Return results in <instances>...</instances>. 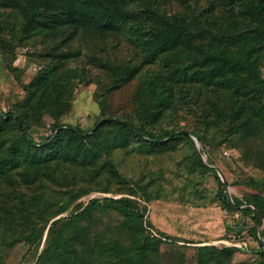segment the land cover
I'll list each match as a JSON object with an SVG mask.
<instances>
[{"label": "trees", "instance_id": "16d2710c", "mask_svg": "<svg viewBox=\"0 0 264 264\" xmlns=\"http://www.w3.org/2000/svg\"><path fill=\"white\" fill-rule=\"evenodd\" d=\"M173 1L0 0L7 66L19 75L21 45L45 59L18 109L0 105V264H264V186L251 179L256 192L230 198L216 176L217 196L250 216L259 244V259L234 262L236 246L190 247L154 233L140 199L165 185L152 169H122L134 153L159 157L185 140L194 149L185 171L216 172L209 131L222 122L224 139L234 135L264 169V0ZM91 83L100 118L90 128L63 122L78 87ZM46 115L51 133L36 140L31 129ZM99 191L112 194L79 200Z\"/></svg>", "mask_w": 264, "mask_h": 264}, {"label": "rangeland", "instance_id": "374dc122", "mask_svg": "<svg viewBox=\"0 0 264 264\" xmlns=\"http://www.w3.org/2000/svg\"><path fill=\"white\" fill-rule=\"evenodd\" d=\"M173 2L178 4L176 0ZM99 44L103 43L99 41ZM123 48H127L125 42L119 44L118 55L123 54ZM38 51L30 44L21 45L15 49L12 64L19 70L21 69L17 71L19 72L17 75L16 71L7 66L6 57H11V54L0 50V105L5 111L18 109L17 102L24 97L25 85L44 65L45 59L35 54ZM84 54L86 57L89 55L86 50ZM84 63L91 72L98 69L103 76L104 72L90 63L87 58L84 59ZM262 73L264 75V65ZM95 88L96 83L78 87L72 107L62 116L63 122L80 124L84 128H90L95 124L100 118V106L94 97ZM121 96L126 97V92H119L118 97L113 98L116 106H119ZM191 117L193 116L182 120V125L193 121ZM44 121L45 124L42 127L31 129V135L36 140L44 139L51 133L50 124L53 119L46 115ZM226 127L224 122L219 126L213 124L209 131V135H214L209 145L213 164L219 168L218 170L215 168L216 172L191 175V172L185 171V163L193 156L194 150L185 140L174 150L167 151L159 157L158 155L147 156L134 153L124 159L122 169L127 175L134 177L141 170L150 171L152 169L159 181L165 185L161 196L148 202L140 199L141 206L146 208V218L151 222L154 233L163 234L179 244L186 243L190 247L205 244H215L219 247L236 246L238 249L232 253L234 262H253L260 257L256 251L259 244L252 230L253 220L250 216L244 215L241 210H230L225 207L217 196L219 185L216 176L221 177L222 173L228 182L227 192L243 197L248 192L258 190L256 185L248 184L251 179L260 187L264 186V169L257 166L252 158L245 156L247 149L243 145H236V140L232 141L235 138L234 135L224 139ZM198 146L201 144L198 143ZM203 156L207 160V155L203 154ZM111 194V192H92L79 200L87 202L94 196L101 197ZM115 196H120V194ZM68 212L69 210L64 211L57 217L67 215ZM259 228H257V233ZM47 231L46 229L43 243ZM19 250L17 251L21 252L22 249ZM189 253L193 254L190 250ZM24 264H30V262Z\"/></svg>", "mask_w": 264, "mask_h": 264}, {"label": "water", "instance_id": "95a60500", "mask_svg": "<svg viewBox=\"0 0 264 264\" xmlns=\"http://www.w3.org/2000/svg\"><path fill=\"white\" fill-rule=\"evenodd\" d=\"M193 140H194L196 146L199 148V146H198V143H199V142H198V139H197L196 137H193ZM202 157H203L204 161H206L203 155H202ZM215 168H216L217 170L219 169L218 167H215ZM219 172H221V171H219ZM220 175H221V179L224 181V183H225V185H226V190H228V182H227V180L224 178V176H223L222 173H221ZM228 195H229L230 198H232V197H231V194H230L229 192H228ZM263 243H264V242H263Z\"/></svg>", "mask_w": 264, "mask_h": 264}]
</instances>
